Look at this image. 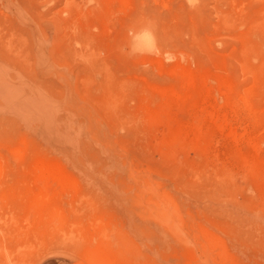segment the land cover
<instances>
[{
  "label": "rangeland",
  "instance_id": "obj_1",
  "mask_svg": "<svg viewBox=\"0 0 264 264\" xmlns=\"http://www.w3.org/2000/svg\"><path fill=\"white\" fill-rule=\"evenodd\" d=\"M94 250L264 264V0H0V264Z\"/></svg>",
  "mask_w": 264,
  "mask_h": 264
},
{
  "label": "bare ground",
  "instance_id": "obj_2",
  "mask_svg": "<svg viewBox=\"0 0 264 264\" xmlns=\"http://www.w3.org/2000/svg\"><path fill=\"white\" fill-rule=\"evenodd\" d=\"M50 167V166H49ZM39 169V168H38ZM45 170V169H44ZM46 172L44 173V171H42V169L40 170V172H39V174H38V180H40L41 178H43V176H44V178H48V176L50 177V178H48V180H51V182H55L56 184L59 182V183H61V184H65L66 183V181L62 178V176H60L59 175V173L57 174V172L55 171V170H53L52 169V167H51V169H47V170H45ZM48 174V176H46ZM37 181V180H36ZM54 183V184H55ZM58 183V184H59ZM50 186H51V184L52 183H48ZM47 184V185H48ZM67 184V183H66ZM44 188V187H43ZM39 190V189H38ZM43 197V196H42ZM47 198V197H46ZM38 200H40V199H38ZM42 200H45V199H43L42 198ZM33 201H34V199H33ZM37 202V201H36ZM42 202V201H41ZM44 202V201H43ZM166 215H168V213L166 214ZM96 244V243H95ZM92 247V246H91ZM106 248V247H105ZM89 249V248H88ZM94 249V248H93ZM89 252V251H88ZM90 258H91V260H92V263L93 264H108V263H104L102 260V257L100 256V253H99V251L98 250H94V251H92L90 254ZM88 255V256H89ZM101 257V258H100ZM101 259V260H100Z\"/></svg>",
  "mask_w": 264,
  "mask_h": 264
}]
</instances>
